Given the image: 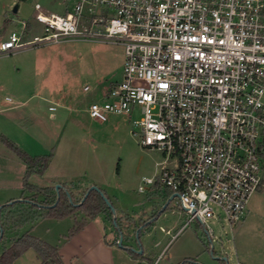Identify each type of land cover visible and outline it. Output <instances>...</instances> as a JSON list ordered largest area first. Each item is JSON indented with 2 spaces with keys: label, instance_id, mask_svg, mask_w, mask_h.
I'll use <instances>...</instances> for the list:
<instances>
[{
  "label": "built area",
  "instance_id": "1",
  "mask_svg": "<svg viewBox=\"0 0 264 264\" xmlns=\"http://www.w3.org/2000/svg\"><path fill=\"white\" fill-rule=\"evenodd\" d=\"M34 10L41 35L21 42V21L0 55L68 39L122 45L121 80L89 103L88 117L126 116L139 144L164 154L138 191L176 193L189 214L183 226L195 220L210 237L208 221L239 220L263 184L264 0H72L62 14Z\"/></svg>",
  "mask_w": 264,
  "mask_h": 264
},
{
  "label": "rangeland",
  "instance_id": "2",
  "mask_svg": "<svg viewBox=\"0 0 264 264\" xmlns=\"http://www.w3.org/2000/svg\"><path fill=\"white\" fill-rule=\"evenodd\" d=\"M35 3L40 5L44 13L62 14L71 5L72 0H0V39L7 37L12 30H19L21 21L27 23L21 42L32 39L33 35H41L42 27L34 19ZM15 4H18L16 12L13 11ZM0 58L6 61L5 64H9V68L16 65L13 74L6 72V75L1 77L0 99L5 100V96H8L16 102L15 93L22 94V99L26 97L24 92L29 82L26 81L25 74L29 73V66L36 60L41 62V67L45 65L43 71L37 70L36 78L40 80L39 75L44 76L43 84L54 87L57 85L58 89L70 94L71 99L64 100V103H69L73 109L70 111V117H76L74 120L77 127L68 125L69 116L57 122L51 119L50 112L58 113V107L57 111H42V124L52 133L49 152L57 145L51 142L55 138L58 140L61 156L72 162H67L66 165V182L53 184L54 190L57 184H60L61 190L63 184L77 182L72 190L78 198L83 192L84 196L91 186L99 188L111 203L118 206L116 209L112 203L117 213L116 218H119L121 223L119 228L124 237L123 246L136 249L138 243L134 230L154 218L141 229L139 236L142 243V236L150 233L149 245L155 246L156 255L163 249L162 256L156 258L155 255L152 264H180L187 258L193 259L196 264H236V251L249 253L253 249L264 250V159L261 161L263 184L251 195L242 217L230 226L223 220L208 221L212 230L210 237L195 220L183 226L189 214L180 209L176 198L160 211L164 203L157 202L156 188L138 191L141 178L156 174V162L161 161L164 154L142 147L137 130L133 131L126 116L111 115L107 121L97 122L90 119L84 111L91 101L100 100L108 88L121 80L124 59L122 45L99 39H68L58 43L27 44L13 54L0 55ZM28 62L31 65L26 66ZM38 65L39 63L37 67ZM34 100L37 99L31 98L30 102ZM40 178L38 175L35 177L38 183H45ZM92 179H95V182H91ZM115 197L118 202L114 200ZM7 202L10 201L0 205ZM119 207L126 212L119 215ZM83 216V213L77 211L74 215L62 219L42 218L32 225H26L20 233L27 231L33 236L41 235L49 243L59 241L58 239L63 243L68 230ZM105 216L106 219L99 215L94 222L101 236L111 242L114 248L109 255L99 256L97 259L105 264H131L130 258L135 260V264L139 262V258L130 257L128 250L117 244L119 232L107 213ZM167 229L168 234L165 233ZM9 236L0 241V253L3 247L8 245ZM157 241L159 244L154 245ZM221 253L227 255V262L213 258L221 257ZM239 259L242 257L239 256ZM38 263L39 258L32 248L16 262ZM68 264L81 262L74 259Z\"/></svg>",
  "mask_w": 264,
  "mask_h": 264
},
{
  "label": "crops",
  "instance_id": "3",
  "mask_svg": "<svg viewBox=\"0 0 264 264\" xmlns=\"http://www.w3.org/2000/svg\"><path fill=\"white\" fill-rule=\"evenodd\" d=\"M6 38L7 37H4L0 40H4ZM37 61L38 60L33 62L34 64L32 66H29L31 65V61L27 63L28 65H26L30 68L29 73L25 74L26 81L29 82L25 87L24 93L26 97L22 99V94L15 93V97H17L16 102L8 96H5V100H3V98L0 99V133L7 136L19 147H21L31 155L47 154L49 152V140L50 137H52V133L49 132L48 128L44 124H42L44 119L42 111L49 109V107L52 106L54 107L52 111H57V109H59L58 113L50 112L51 119L57 122L58 120H63L65 117H70V111L73 110L71 109L69 103H64V100L69 101L71 99L70 94L67 91L58 89L57 85L54 87L49 86L47 83L43 84L42 81L44 79V76L39 75V77L42 78H40V80L36 78V76L38 77L37 70L43 71L45 67V65L41 67V62ZM5 63L6 61H2L0 58V81L1 77L6 75V72H11V74H13L15 70L16 65H12L9 68V64ZM38 63L39 67H37ZM31 98H36L37 100L30 102ZM88 105L84 108V111L86 113ZM56 107L58 108L56 109ZM75 118V116L67 118L68 125L72 126L73 128L77 127V123L74 120ZM51 142L57 144L52 148L53 157L43 174L30 175L29 181L32 184L42 187L53 186V184L55 183H65L66 178H68L66 165L67 162L70 164H72V162H69V159L63 158V156H61L59 150L60 148L57 143L58 140L54 138ZM3 146L4 145L0 144V203L20 197L22 193V176L25 170L24 164L19 159H17L14 154L9 149H7V147L4 146L5 148H3ZM160 162L161 161L156 162V165L158 166ZM70 164H68V166H70ZM72 167L73 166H71V169ZM36 175L40 176V179L44 180L45 183H38V181L35 179ZM94 180L95 179H92L91 182H95ZM46 182H49L50 184L48 185ZM75 183L77 182H70L69 185L73 187L76 185ZM63 185L67 186V184ZM152 188H156L157 190V192L155 193V198L157 202L160 201L159 203H164L172 194L167 188H161L158 186ZM78 190L77 192H79ZM114 200L118 202V199L116 197ZM113 205L116 209L118 208L115 203H113ZM118 212V214L120 215L126 211L122 207H119ZM99 215H103V217L106 219V214L100 213L95 218L89 220L86 225L70 239L64 240L63 243H60V239H58L59 241L51 243L59 247V254L64 264H68L74 259L80 261L81 264H105V262L97 258L99 256H104L107 254L109 255L114 246L111 242L106 241L96 228L94 221ZM34 228L35 226L32 227V230ZM95 231L96 233L94 234ZM165 233L168 234L169 230H165ZM149 236L150 233L142 236L143 238H141V240L143 239V242L141 243V248L142 255L145 258H148L152 263V259L156 255V251L155 246L149 245ZM35 237L46 241V239L41 235H35ZM93 243L95 244L94 248ZM158 244L159 241H157L154 245ZM28 250L29 249L21 254L13 262V264H16L17 260ZM162 251L163 249L157 253L156 258H159L160 255L162 256ZM263 251L254 249L249 253H245L242 251L239 253V251H236V255L238 256V261L242 262L243 264H264ZM86 255H88V257ZM223 255L225 254H220V256ZM239 256H241L242 259H239ZM130 259L131 264H135V260H133L132 258Z\"/></svg>",
  "mask_w": 264,
  "mask_h": 264
},
{
  "label": "trees",
  "instance_id": "4",
  "mask_svg": "<svg viewBox=\"0 0 264 264\" xmlns=\"http://www.w3.org/2000/svg\"><path fill=\"white\" fill-rule=\"evenodd\" d=\"M0 144L7 147L25 166L20 198L0 205V241L5 236L10 235L8 245L4 246L0 253V264H13L29 248L35 250L39 258L38 264H64L57 245L39 239L27 231L20 233V230L26 225H32L39 219H62L74 215L77 211L83 213L84 216L80 220H77L64 236L65 240L70 239L89 220L95 218L100 213H107L111 222L113 221L110 209L95 190L90 191L85 199L81 201L84 192L76 198L72 187L70 185H63V189L59 190L57 198L53 186L42 187L29 181L31 174H43L45 172L53 157V151L47 154L31 155L2 133H0ZM66 192L70 194L71 200H69ZM116 224L118 227H121L119 218H116ZM140 231L138 237L140 236ZM123 240L122 245H125L123 244ZM128 252L133 258L140 259L136 264H152L142 253L137 254L132 250H128ZM181 264L196 263L193 259L187 258Z\"/></svg>",
  "mask_w": 264,
  "mask_h": 264
},
{
  "label": "water",
  "instance_id": "5",
  "mask_svg": "<svg viewBox=\"0 0 264 264\" xmlns=\"http://www.w3.org/2000/svg\"><path fill=\"white\" fill-rule=\"evenodd\" d=\"M17 8H18V4H15V5L13 6V11L16 12V11H17ZM60 187H61L60 184H57V185L55 186V193H56V197H57V198H58V196H59V188H60ZM91 190H95V191H97V192L100 194V196H101V198L103 199V201L105 202L106 206L110 209L111 214H112V219H113V222H114V225H115V228H116L117 231L119 232V237H118L117 244H118L119 246H123V245H122L123 236H122V234H121L120 228H119V227L117 226V224H116L117 213H116V210H115V208L113 207L112 203H111V202L109 201V199L107 198V196H106V195H105V194H104L99 188H97L96 186H91V188H89V189L86 191V193H85V195L82 197L81 201H83V200L85 199V197L87 196V194H88ZM66 193H67V196H68L69 200H71V197H70L69 193H68V192H66ZM176 195H177L176 193H172V194L169 196V198L164 202V204L162 205L160 211H162V210H163V209L169 204V202H170L173 198L176 197ZM152 219H154V218H151L150 220H147L145 223L139 225V226L135 229V236H136L135 238H136L137 243H138L137 248L134 249V248H132L131 246H123L125 249H127V250H132V251H134V252L137 253V254H141V253H142V248H141V243H140V241H139L138 233H139V231H140L141 229L144 228V226H145L146 224L150 223ZM210 254H212V250H210ZM213 258H214V259H219V260H222V261L227 262V256H225V255H223V256H221V257H219V256H213Z\"/></svg>",
  "mask_w": 264,
  "mask_h": 264
},
{
  "label": "flooded vegetation",
  "instance_id": "6",
  "mask_svg": "<svg viewBox=\"0 0 264 264\" xmlns=\"http://www.w3.org/2000/svg\"><path fill=\"white\" fill-rule=\"evenodd\" d=\"M181 263H182V262H181ZM181 263H180V264H181Z\"/></svg>",
  "mask_w": 264,
  "mask_h": 264
}]
</instances>
